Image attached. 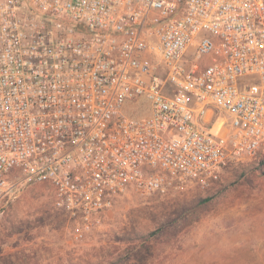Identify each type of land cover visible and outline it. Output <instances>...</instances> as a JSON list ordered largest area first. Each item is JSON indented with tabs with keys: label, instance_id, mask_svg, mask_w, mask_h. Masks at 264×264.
<instances>
[{
	"label": "built area",
	"instance_id": "obj_1",
	"mask_svg": "<svg viewBox=\"0 0 264 264\" xmlns=\"http://www.w3.org/2000/svg\"><path fill=\"white\" fill-rule=\"evenodd\" d=\"M261 157L264 0H0V203L40 186L84 233Z\"/></svg>",
	"mask_w": 264,
	"mask_h": 264
},
{
	"label": "rangeland",
	"instance_id": "obj_2",
	"mask_svg": "<svg viewBox=\"0 0 264 264\" xmlns=\"http://www.w3.org/2000/svg\"><path fill=\"white\" fill-rule=\"evenodd\" d=\"M79 233L40 186L0 203V264H264V176L227 167L207 190L121 193Z\"/></svg>",
	"mask_w": 264,
	"mask_h": 264
},
{
	"label": "snow or ice",
	"instance_id": "obj_3",
	"mask_svg": "<svg viewBox=\"0 0 264 264\" xmlns=\"http://www.w3.org/2000/svg\"><path fill=\"white\" fill-rule=\"evenodd\" d=\"M256 163L264 164V157L259 158L258 161H254V165H255Z\"/></svg>",
	"mask_w": 264,
	"mask_h": 264
}]
</instances>
